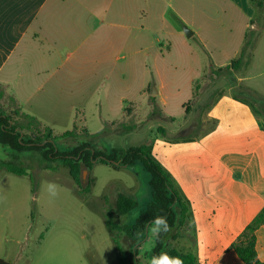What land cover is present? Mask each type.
Here are the masks:
<instances>
[{
  "label": "crops",
  "instance_id": "crops-1",
  "mask_svg": "<svg viewBox=\"0 0 264 264\" xmlns=\"http://www.w3.org/2000/svg\"><path fill=\"white\" fill-rule=\"evenodd\" d=\"M200 2L0 0V91L3 98L15 102L21 115L23 105L35 101L43 104L48 99L58 104L61 97L82 100L98 90L97 104L101 105L109 91L124 88L125 51L145 53L154 47L157 33H178L173 18L192 25L196 16L208 19L198 25L205 24L215 41L213 71L197 67L199 73L189 85L192 97L195 84L202 87L206 74L212 71V88L218 93L205 116L215 125L197 136L192 134L190 141L155 135L152 154L189 202L197 264H244L228 248L264 206V130L260 115L253 112L264 107V85L256 83L264 63V32L259 39L262 54L258 41L250 60L244 58L234 70L232 62L240 56L250 25L245 21L236 45L228 48L226 40L222 42L218 36L216 13L198 12L195 3ZM200 6L207 7L204 2ZM185 9L191 10L186 18ZM207 9L211 10H203ZM192 30L191 37L196 34L204 46L203 29ZM148 86L151 90L147 82L140 93L145 94ZM58 90L71 91L60 96ZM236 92L252 96L256 106ZM21 251L17 258L23 260ZM12 252L16 247L6 249L0 258L11 262ZM256 252L264 263V225L256 231Z\"/></svg>",
  "mask_w": 264,
  "mask_h": 264
},
{
  "label": "rangeland",
  "instance_id": "rangeland-1",
  "mask_svg": "<svg viewBox=\"0 0 264 264\" xmlns=\"http://www.w3.org/2000/svg\"><path fill=\"white\" fill-rule=\"evenodd\" d=\"M201 2L207 7L202 8ZM201 2L195 3L196 10L216 13L218 36L222 42L226 40L228 48L236 45L246 21L250 26L245 33L254 42L250 55L258 41L259 51L262 52L259 39L264 32L261 26L264 23V0ZM257 2H262V6ZM208 7L211 10H203ZM189 14L191 10L185 9V18ZM204 20L208 22V19L196 16L193 26L173 18L178 33H157L154 47L145 53L131 55L125 51L122 58L124 88L103 90L104 93L109 91L103 98V104H97L100 90L82 100L61 97L58 104H51L52 100L48 99H44L43 104L42 101H35L31 105H23L24 123L35 122L40 128L51 129L52 136L77 127L75 137L57 140L60 149L88 141L94 149L103 152L151 143L155 135L167 140H179L207 131L212 124L205 114L218 93L212 88L213 74H206L203 86L198 85L192 97L189 85V80L199 73L197 67L206 66L207 71H213L215 41L205 24L198 25ZM221 23L224 25L220 26ZM183 27L191 32L192 29H203L200 35L204 39V46L196 34L186 38ZM260 65L256 83L264 85V63ZM147 82L151 83V90L148 86L145 94H141L139 89ZM58 91L61 96L71 90ZM236 93L255 105L252 96ZM190 99L187 109L184 108L183 105ZM53 101L56 103L55 99ZM0 110L13 121L21 120L22 115L10 98L0 99ZM185 111L192 114L186 115ZM82 127L91 136H85L79 130ZM158 127H162L164 133H159ZM22 133L26 139L34 137L33 130L24 129ZM0 159H8L1 148ZM19 164L29 175L16 176L0 171V257H4L6 249L16 247V252L11 254L12 264H118V253L104 224V213L112 209L116 195L121 191L128 193L138 203L124 222H133L138 213L146 208L150 201L149 175L140 164L137 163L134 170H130L121 166H115V169L93 161L91 170L82 168L80 185L73 182L68 168L63 165L57 164L55 170H48L36 156L22 157ZM49 181L60 186L55 199H50L44 188ZM86 187L88 192L84 191ZM151 225L147 227L143 242L136 246L138 254L131 257L128 253L127 264H147L151 258L154 246V237L148 232ZM119 238L127 249L128 240L123 235ZM171 247L186 252L191 249L192 241L183 232L171 241ZM20 250L23 260L17 258V251Z\"/></svg>",
  "mask_w": 264,
  "mask_h": 264
},
{
  "label": "trees",
  "instance_id": "trees-1",
  "mask_svg": "<svg viewBox=\"0 0 264 264\" xmlns=\"http://www.w3.org/2000/svg\"><path fill=\"white\" fill-rule=\"evenodd\" d=\"M257 4L262 6V2H257ZM261 26L264 29L263 22ZM253 47L254 42L246 32L240 56L232 62L231 68L234 70L238 69L244 58L248 62L251 58V53L249 52ZM197 86L198 84H195V88ZM194 93L193 91V95ZM1 98L2 92L0 91ZM234 99L238 100L236 96H234ZM190 101L184 104L183 107L187 109ZM208 107L211 106L209 105ZM253 112L260 115V124L264 130V107L258 110L253 109ZM209 121L212 124L211 128H213L215 121ZM24 129L33 130L34 137L24 138L22 133ZM77 130V127H74V130L52 136L51 129L40 128L35 122L29 123V121H25L24 123L23 115L20 121H13L10 116H7L0 110V148L8 156V159H0V171L16 176L29 175L26 169L19 164V161L22 157L36 156L48 170H55V165L57 164L67 167L73 182L80 185L82 168L91 170L93 161L95 160L101 164L110 165L115 169L117 167L112 164L113 162L119 163L121 167L124 165L135 166L138 163L149 175L150 201L147 203L146 208L138 213L133 222H124L123 220L129 216V213L138 207V203L128 193L121 191L117 193L112 209L109 208L104 213L105 227L110 232L113 244L118 253V264H127L130 254L131 257L138 254L136 246L143 242L148 225L157 216L167 217L171 231L161 235L159 239L154 237L151 257L162 251H166L171 256H179L183 264H197V258L194 252L196 235L189 202L171 175L152 154V142L143 143L139 146H130L124 150L112 149L108 152L94 149L88 141L78 142L65 149H60L57 146L58 139L73 138L77 135ZM79 130L85 136H91L85 127ZM157 131L164 133L162 127H158ZM179 140L190 141L191 138H179ZM29 177L31 178V176ZM84 191L88 192V187ZM263 225L264 206L228 248L244 264H264L259 261L256 252V231ZM183 232L192 241V249L186 252H180L171 247V241ZM120 235H123L128 240L127 249L120 240ZM0 264L12 263L0 258Z\"/></svg>",
  "mask_w": 264,
  "mask_h": 264
},
{
  "label": "clouds",
  "instance_id": "clouds-1",
  "mask_svg": "<svg viewBox=\"0 0 264 264\" xmlns=\"http://www.w3.org/2000/svg\"><path fill=\"white\" fill-rule=\"evenodd\" d=\"M44 188L50 199H55L58 197L60 186L55 182H46ZM169 231H171V227L168 224L167 217L165 216L155 217L152 225L148 229V232L157 239ZM147 264H183V261L179 256H171L168 252L162 251L156 255H153L147 261Z\"/></svg>",
  "mask_w": 264,
  "mask_h": 264
},
{
  "label": "water",
  "instance_id": "water-1",
  "mask_svg": "<svg viewBox=\"0 0 264 264\" xmlns=\"http://www.w3.org/2000/svg\"><path fill=\"white\" fill-rule=\"evenodd\" d=\"M183 33H184L186 38H190L191 35H192V32L190 30H188L186 27H183ZM112 164L115 165V166H120V164L116 163V162H113ZM123 167H126V168H128L130 170H134V166H125L124 165Z\"/></svg>",
  "mask_w": 264,
  "mask_h": 264
}]
</instances>
